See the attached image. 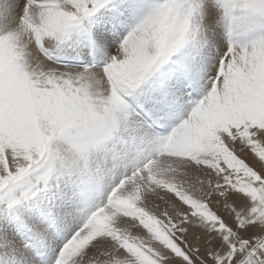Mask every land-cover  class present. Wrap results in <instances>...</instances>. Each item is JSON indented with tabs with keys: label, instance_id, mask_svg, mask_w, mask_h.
<instances>
[{
	"label": "snow or ice",
	"instance_id": "6c2138e0",
	"mask_svg": "<svg viewBox=\"0 0 264 264\" xmlns=\"http://www.w3.org/2000/svg\"><path fill=\"white\" fill-rule=\"evenodd\" d=\"M0 264H264V0H0Z\"/></svg>",
	"mask_w": 264,
	"mask_h": 264
}]
</instances>
